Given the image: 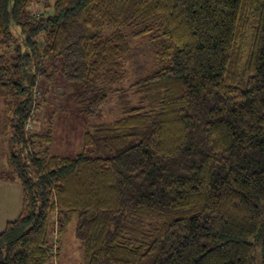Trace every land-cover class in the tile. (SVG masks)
I'll return each mask as SVG.
<instances>
[{
    "label": "trees",
    "instance_id": "obj_1",
    "mask_svg": "<svg viewBox=\"0 0 264 264\" xmlns=\"http://www.w3.org/2000/svg\"><path fill=\"white\" fill-rule=\"evenodd\" d=\"M47 2L0 0L21 190L0 264L51 262L68 231L81 264H264V0ZM60 85L61 114L119 112L71 156L27 127Z\"/></svg>",
    "mask_w": 264,
    "mask_h": 264
},
{
    "label": "rangeland",
    "instance_id": "obj_2",
    "mask_svg": "<svg viewBox=\"0 0 264 264\" xmlns=\"http://www.w3.org/2000/svg\"><path fill=\"white\" fill-rule=\"evenodd\" d=\"M52 1L53 0H48L47 3L51 4ZM41 11V5H33L31 7L32 14L39 13ZM130 72H134V69L131 68ZM133 76L134 75L132 73L131 77L133 78ZM61 88V85L57 86L53 95L50 91L48 92V100L41 106L44 110H38L40 118L39 122L41 124L30 122L27 127L29 129L28 131H34L35 129V131H41L43 128H47L50 125V128H52L53 131V153L61 156H71L72 154L80 151L82 133L85 126H95L103 122L115 120L118 117L119 112L115 108V102L111 101L108 108L94 117L78 116L70 113L71 110L61 114L58 112L56 107L57 103L61 106L63 101H60V99L64 96L60 94L62 92ZM56 91L58 93H56ZM45 107L47 108L48 113L45 111ZM51 111L55 112V118L54 120L52 119L51 123H48L46 120V114H49ZM0 120H3V106L1 103ZM9 131L10 129L8 128V132ZM2 138L3 136L0 134V226L2 224L0 230L3 228L6 221H11L16 218L21 207V190L17 185V181L12 177L13 174L7 161L8 159L5 156L8 155L11 150H15V148L14 146L12 147L9 145V141H7L8 136L3 139ZM54 234L55 236H53L52 242L53 245H55L56 251L53 252V260L46 264H81L79 243L73 238L72 232L68 231L64 234L61 240V246L59 236L57 237L56 233ZM57 248L61 250V253L60 251L57 253ZM56 255L58 257L55 260L54 258Z\"/></svg>",
    "mask_w": 264,
    "mask_h": 264
},
{
    "label": "crops",
    "instance_id": "obj_3",
    "mask_svg": "<svg viewBox=\"0 0 264 264\" xmlns=\"http://www.w3.org/2000/svg\"><path fill=\"white\" fill-rule=\"evenodd\" d=\"M0 227H2V224H1V226Z\"/></svg>",
    "mask_w": 264,
    "mask_h": 264
}]
</instances>
